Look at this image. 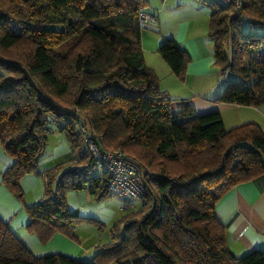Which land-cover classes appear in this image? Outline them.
Listing matches in <instances>:
<instances>
[{"label": "trees", "instance_id": "obj_1", "mask_svg": "<svg viewBox=\"0 0 264 264\" xmlns=\"http://www.w3.org/2000/svg\"><path fill=\"white\" fill-rule=\"evenodd\" d=\"M210 7L215 66L226 85L215 100L264 103V0ZM149 0H0V142L14 158L2 182L21 201V179L37 172L51 123L76 157L44 173L43 197L25 209L42 242L62 233L78 242L79 223L98 224L68 205L67 192L109 196L108 177L84 144V121L105 149H121L142 171L141 206L111 229L93 262L55 252L36 255L0 216V264H264V249L236 255L216 205L235 185L264 175V131L254 121L227 128L220 111L195 114L187 99L160 87L143 55L139 14ZM152 12V11H151ZM158 52L184 80L191 55L173 38ZM230 74L232 77H227ZM133 156V157H132ZM101 171V170H100Z\"/></svg>", "mask_w": 264, "mask_h": 264}, {"label": "crops", "instance_id": "obj_2", "mask_svg": "<svg viewBox=\"0 0 264 264\" xmlns=\"http://www.w3.org/2000/svg\"><path fill=\"white\" fill-rule=\"evenodd\" d=\"M180 1L168 5L165 4L167 0H163L155 5L149 0V9L156 14V21L146 31L143 30L141 43L145 62L158 74L160 87L173 97L190 99L197 115L220 111L227 128L254 121L264 131V103L254 106L215 100L223 92L226 78L220 75L214 63V44L209 36L211 10L202 8L193 0ZM166 38H173L191 55L184 80L172 72L158 52L159 45ZM55 128L51 131L54 134L52 142L49 134V144L39 160L37 172L27 173L21 179L24 202L2 182V174L14 163V158L0 142V216L36 255L60 252L81 259L82 252H91L94 256L99 245H95L94 249L91 246V250L90 247L85 249L81 237L76 242L62 233H56L49 241L42 242L37 234L30 233L26 228L30 217L25 204L32 205L43 197L44 173L61 163L64 170L71 167L70 160L77 155L65 133ZM67 200L70 209L82 216L107 222L116 217L115 209L107 208L104 202L98 203L89 189H71L67 192ZM124 205L120 204V209L124 210ZM216 212L227 226V242L236 255L264 249V175L235 185L218 201Z\"/></svg>", "mask_w": 264, "mask_h": 264}, {"label": "built area", "instance_id": "obj_3", "mask_svg": "<svg viewBox=\"0 0 264 264\" xmlns=\"http://www.w3.org/2000/svg\"><path fill=\"white\" fill-rule=\"evenodd\" d=\"M210 1V0H208ZM224 4L234 5L239 14L241 0H218ZM142 30L148 29L156 21V14L142 10L139 14ZM78 130L84 137V144L92 154L94 161L108 177V189L120 197L140 198L146 191L140 166L121 149H105L90 126L84 121L78 124Z\"/></svg>", "mask_w": 264, "mask_h": 264}, {"label": "rangeland", "instance_id": "obj_4", "mask_svg": "<svg viewBox=\"0 0 264 264\" xmlns=\"http://www.w3.org/2000/svg\"><path fill=\"white\" fill-rule=\"evenodd\" d=\"M150 1H151V3H155V5H156V4L161 3L163 0H150ZM180 2H182V1H180V0H167V2H165V4L174 5V4L180 3ZM195 2H197L198 5L201 4L202 8H204V9L210 8L208 3L204 2V0H193V3H195ZM244 28L247 31H249L252 35H258V34H262L264 32V28H258V27L255 28L253 26H250L248 22H245ZM146 30L147 29H145L144 31H146ZM252 57L255 60L261 59L262 57H264V50H260L256 53H253ZM222 77L226 78V76H222ZM227 77H232V76L230 74H228ZM187 100H188L189 104L191 105V103L189 101L190 99H187ZM51 126L53 129L55 128L53 123H51ZM49 134H51V132ZM53 135H54L53 133L50 135L51 142L53 141ZM48 144H49V142H48ZM125 153H127V152L125 151ZM128 155L131 156L130 154H128ZM96 172H98V174H101V171L99 168H96ZM96 201L98 203L104 202L105 206L107 208L115 209L116 217L114 219H112L110 222H107L105 220L104 221L97 220L98 224H90V223L83 222V223H79L76 225V227L74 229L75 234L78 237H81V239H82L81 241L86 246L85 249L90 247V250H91V246H92V249H94L95 245H99L95 248V250H96L98 247H101L104 244L112 241V236H113L112 232H111L112 226L125 213L124 210L120 209V207H119L120 204H127L132 210L138 209L141 206L140 198L124 199V198H122L119 195L114 194V193H111L109 196L103 198L102 200H96ZM87 217H90V216H87ZM93 218H95V217H93ZM79 241H80V239H79ZM80 257H81V260H83V261L93 262V254H91V252L88 254L82 252L80 254ZM108 264H118V263L113 261V262H110Z\"/></svg>", "mask_w": 264, "mask_h": 264}]
</instances>
